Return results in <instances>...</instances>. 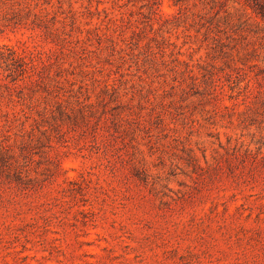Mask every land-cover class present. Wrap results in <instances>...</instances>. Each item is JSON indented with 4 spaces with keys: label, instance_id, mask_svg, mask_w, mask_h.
<instances>
[{
    "label": "rangeland",
    "instance_id": "374dc122",
    "mask_svg": "<svg viewBox=\"0 0 264 264\" xmlns=\"http://www.w3.org/2000/svg\"><path fill=\"white\" fill-rule=\"evenodd\" d=\"M33 45L62 69L0 87V264H264L248 0H0V50Z\"/></svg>",
    "mask_w": 264,
    "mask_h": 264
},
{
    "label": "trees",
    "instance_id": "16d2710c",
    "mask_svg": "<svg viewBox=\"0 0 264 264\" xmlns=\"http://www.w3.org/2000/svg\"><path fill=\"white\" fill-rule=\"evenodd\" d=\"M248 3L256 16H259L264 21V0H248ZM37 25L39 26L40 24ZM46 34L50 33L42 32V35ZM53 67L60 71L62 69V61L57 56L53 57L52 52L41 49L39 45H33L23 55L10 48H7V53L0 50V68L6 72L5 75H2V72L0 73V87L5 89L10 98L11 95L18 92L23 94V91L28 89L37 91V87L47 85L50 81H55L58 84L60 79L55 80L54 76L51 75ZM57 104L61 105L60 102H57ZM28 107H30V110L34 108L32 105ZM35 112L36 116H32V124L34 126L46 123L54 130L59 126L58 123H50L49 118L52 115L48 116L47 108H42ZM61 116H65L68 120L70 119L69 113L63 107L61 108ZM5 158V153H0V159Z\"/></svg>",
    "mask_w": 264,
    "mask_h": 264
}]
</instances>
